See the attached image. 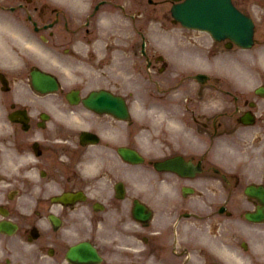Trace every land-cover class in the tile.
Instances as JSON below:
<instances>
[{
  "label": "flooded vegetation",
  "instance_id": "1",
  "mask_svg": "<svg viewBox=\"0 0 264 264\" xmlns=\"http://www.w3.org/2000/svg\"><path fill=\"white\" fill-rule=\"evenodd\" d=\"M167 9L168 0H97L77 21L44 0V67L64 75L53 92L23 77L29 67L0 60V205L7 214L0 219L17 224L12 234L0 232V264H264V222L246 217L260 206L246 187L264 185V161L248 160L251 146L232 160L220 141L182 138L168 145L170 155L201 171H158V113L150 130L134 116L86 104L93 83L127 85L113 81V45L100 43L96 26L117 25L113 15L124 25L158 24V15L169 21ZM134 34V67L147 62L158 86V53L144 49L143 29ZM116 62L122 68L127 55ZM243 101L236 97V109ZM242 115L235 125L206 114L188 125L209 140L225 131L241 138L251 133L241 129L251 127ZM254 119L264 135V112ZM127 148L145 160H130Z\"/></svg>",
  "mask_w": 264,
  "mask_h": 264
},
{
  "label": "rangeland",
  "instance_id": "2",
  "mask_svg": "<svg viewBox=\"0 0 264 264\" xmlns=\"http://www.w3.org/2000/svg\"><path fill=\"white\" fill-rule=\"evenodd\" d=\"M3 10L0 9V16L3 15ZM18 15V13H16ZM22 14V13H21ZM15 16V15H14ZM21 16V15H19ZM16 17V16H15ZM2 18H5V17H2ZM20 18V21L18 22V26L17 28L20 29L21 31H23L24 33L28 34V35H34L33 32H31L28 28V24H27V21L25 20L24 17H19ZM0 20H3V19H0ZM5 32L7 31H3L1 33V35L3 36V38H6L8 37L7 34H5ZM151 32L154 34L155 38L158 39V27L156 26H152L151 27ZM31 36V37H32ZM18 41H22L21 39L19 38H16ZM17 49L19 51H21L20 54H22V52H26L27 54L30 55V50L29 48H26L24 46H17ZM18 63H22V62H18ZM142 84H140L139 86H129V87H132L134 88L136 91H140V93H138L136 95V97H143V98H154V95H153V92H155L154 90V87H153V84L151 83V81L147 78L146 74H145V82L142 80ZM131 89V88H129ZM145 95V96H144ZM153 100V99H152ZM153 101H145V104H152Z\"/></svg>",
  "mask_w": 264,
  "mask_h": 264
},
{
  "label": "water",
  "instance_id": "3",
  "mask_svg": "<svg viewBox=\"0 0 264 264\" xmlns=\"http://www.w3.org/2000/svg\"><path fill=\"white\" fill-rule=\"evenodd\" d=\"M37 81L39 80V79H36Z\"/></svg>",
  "mask_w": 264,
  "mask_h": 264
}]
</instances>
